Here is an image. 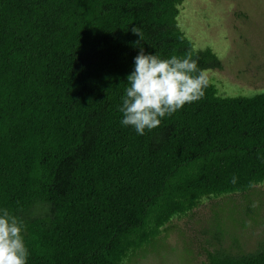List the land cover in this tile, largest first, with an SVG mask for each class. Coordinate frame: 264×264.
<instances>
[{
    "label": "trees",
    "instance_id": "16d2710c",
    "mask_svg": "<svg viewBox=\"0 0 264 264\" xmlns=\"http://www.w3.org/2000/svg\"><path fill=\"white\" fill-rule=\"evenodd\" d=\"M183 3L0 0V207L26 225L27 264H125L204 198L264 182V92L207 78L144 135L119 123L139 47L222 68L179 27ZM209 232L208 264H264V244L232 253L221 222Z\"/></svg>",
    "mask_w": 264,
    "mask_h": 264
},
{
    "label": "rangeland",
    "instance_id": "374dc122",
    "mask_svg": "<svg viewBox=\"0 0 264 264\" xmlns=\"http://www.w3.org/2000/svg\"><path fill=\"white\" fill-rule=\"evenodd\" d=\"M177 20L195 48H210L222 61L221 69L204 71L221 96L264 92V0H184ZM218 222L232 253L264 244V182L244 194L204 198L125 264H208L209 231Z\"/></svg>",
    "mask_w": 264,
    "mask_h": 264
},
{
    "label": "clouds",
    "instance_id": "9594fccd",
    "mask_svg": "<svg viewBox=\"0 0 264 264\" xmlns=\"http://www.w3.org/2000/svg\"><path fill=\"white\" fill-rule=\"evenodd\" d=\"M131 31L140 41L143 39L139 28L133 27ZM207 83L206 73L191 56L162 58L139 47L117 106L121 113L119 123L142 136L185 104L199 100ZM236 179L233 176L231 183H236ZM25 231L26 225L21 219L0 207V264H27L30 252Z\"/></svg>",
    "mask_w": 264,
    "mask_h": 264
}]
</instances>
